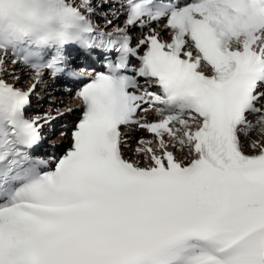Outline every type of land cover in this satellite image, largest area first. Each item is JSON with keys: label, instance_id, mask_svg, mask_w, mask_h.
Returning a JSON list of instances; mask_svg holds the SVG:
<instances>
[{"label": "snow or ice", "instance_id": "6c2138e0", "mask_svg": "<svg viewBox=\"0 0 264 264\" xmlns=\"http://www.w3.org/2000/svg\"><path fill=\"white\" fill-rule=\"evenodd\" d=\"M119 2L106 31L94 0H0V264H264V0ZM45 75L81 84L82 113L47 159L55 117L27 115ZM130 125L152 135L136 159Z\"/></svg>", "mask_w": 264, "mask_h": 264}, {"label": "bare ground", "instance_id": "6f19581e", "mask_svg": "<svg viewBox=\"0 0 264 264\" xmlns=\"http://www.w3.org/2000/svg\"><path fill=\"white\" fill-rule=\"evenodd\" d=\"M94 5L96 8V13L94 16H91L92 18H96L98 16L97 14L100 13L99 3H97L94 0ZM111 11H112V7L108 4H105L104 10H101V14L108 15V18H110L109 15L111 14ZM117 22H119V19H117V18L114 19V23H117ZM98 25L104 26V27L110 26L104 20H102ZM9 67H11V65H9ZM18 74H20V76H21V81H20L21 87L26 88L27 86H29L31 83L34 82L31 75H26V74H24L23 71H19ZM34 96H35V101H37V104L34 106L35 110L33 111L34 115H32V116L39 115L38 110L39 111L46 110L47 113H50L51 115H52V110H54L55 114L60 115L59 118H57L55 121H53L48 126L49 128H48L46 134L50 137L49 143L67 140L68 137L62 136L61 133L58 135H56V134L54 135L50 128H51V126L54 128L59 127L62 124L68 123L70 120H72L75 113L73 110L71 112H69V111H67V109L77 108L80 104V101L77 98H75V96L72 92H65L62 90V88H58V87L52 85V80L47 76H44L43 80L41 81L40 85L38 86V91H35ZM46 96H50L51 98L48 97V98L44 99ZM47 100L54 101L55 103L53 102L50 106L47 105L48 107H45ZM41 116H42V114H41ZM63 130H65V129L63 128ZM135 134H137V132L132 131L131 135H129L131 138L129 143L131 144L133 149H136V147H137V142L133 140L136 137ZM146 135H147L146 133H143L142 136H144V137L149 136V135H147V136ZM250 139H261V137L257 133H252L250 136ZM245 142L247 143V141H245ZM124 150H125V154L128 158L136 159V157L134 156V152L131 151L130 148H125ZM246 150L251 151V149H246ZM177 154L181 155L180 153H177Z\"/></svg>", "mask_w": 264, "mask_h": 264}, {"label": "rangeland", "instance_id": "374dc122", "mask_svg": "<svg viewBox=\"0 0 264 264\" xmlns=\"http://www.w3.org/2000/svg\"><path fill=\"white\" fill-rule=\"evenodd\" d=\"M36 91H38V89L36 90ZM47 93V92H46ZM42 97V96H41ZM51 98L50 96H46L44 99H46V98ZM53 97V96H52ZM54 101H49V100H47V102H46V104H45V107H48V106H50L52 103H53ZM55 103V102H54ZM48 105V106H47ZM38 110V109H37ZM43 113H47V111L46 110H41V111H39L38 110V114L39 115H41V114H43ZM53 114H55V111L54 110H52V115Z\"/></svg>", "mask_w": 264, "mask_h": 264}]
</instances>
